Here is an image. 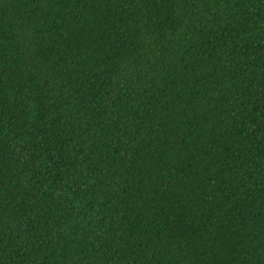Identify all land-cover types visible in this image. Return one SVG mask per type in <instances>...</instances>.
<instances>
[{
    "label": "trees",
    "instance_id": "trees-1",
    "mask_svg": "<svg viewBox=\"0 0 264 264\" xmlns=\"http://www.w3.org/2000/svg\"><path fill=\"white\" fill-rule=\"evenodd\" d=\"M0 264H264V0H0Z\"/></svg>",
    "mask_w": 264,
    "mask_h": 264
}]
</instances>
